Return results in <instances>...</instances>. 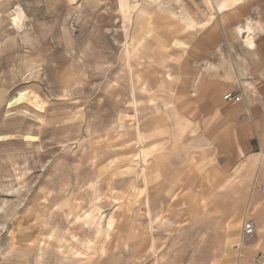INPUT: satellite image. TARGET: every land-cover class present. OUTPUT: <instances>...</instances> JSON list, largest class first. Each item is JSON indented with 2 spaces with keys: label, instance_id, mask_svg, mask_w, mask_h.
Masks as SVG:
<instances>
[{
  "label": "rangeland",
  "instance_id": "rangeland-1",
  "mask_svg": "<svg viewBox=\"0 0 264 264\" xmlns=\"http://www.w3.org/2000/svg\"><path fill=\"white\" fill-rule=\"evenodd\" d=\"M46 1L0 0V264H242L251 215L231 250L216 245L204 147H188L196 134L173 131L175 117L148 115L186 38L166 36L177 30L151 6Z\"/></svg>",
  "mask_w": 264,
  "mask_h": 264
},
{
  "label": "crops",
  "instance_id": "crops-1",
  "mask_svg": "<svg viewBox=\"0 0 264 264\" xmlns=\"http://www.w3.org/2000/svg\"><path fill=\"white\" fill-rule=\"evenodd\" d=\"M53 1L47 0L46 6H53ZM70 1L72 12H80L86 5L96 6L95 0ZM97 3L119 5V12L123 14L127 6L141 5V12L151 6L158 22L172 21L168 26L177 30L166 36L186 38L175 41V45H184L166 56L171 57V64L163 63V82L158 72L157 80L171 84V92L166 98L157 92L156 101L151 104L153 112L148 115L175 117L173 131L196 134L188 147H204L199 164L210 166V189L205 184V196L209 198L206 221L208 228L222 232L223 237L216 245L228 246L227 251L233 248L231 234L238 228L241 213L246 212L255 221L256 232L251 236V245H246V254L241 250L238 259L242 264H253V261L263 264L264 0L216 3L211 0H98ZM17 5L13 2L14 29L9 31L13 37L20 38L23 14ZM0 21H9L8 16L0 17ZM229 92L242 94V100L225 101L223 96ZM190 181L186 188L191 191ZM157 195L162 196L160 192ZM217 254L209 264H228L231 258L224 263L221 253Z\"/></svg>",
  "mask_w": 264,
  "mask_h": 264
},
{
  "label": "built area",
  "instance_id": "built-area-1",
  "mask_svg": "<svg viewBox=\"0 0 264 264\" xmlns=\"http://www.w3.org/2000/svg\"><path fill=\"white\" fill-rule=\"evenodd\" d=\"M213 3L218 2L219 0H211ZM223 99L228 102H240L242 100V94H232L227 93L223 96ZM256 232V224L252 218L247 219L242 227V235L244 237H251ZM261 263L264 264V260H261Z\"/></svg>",
  "mask_w": 264,
  "mask_h": 264
}]
</instances>
